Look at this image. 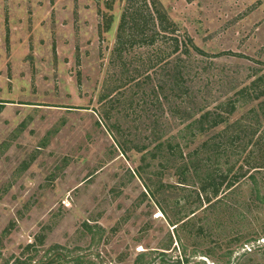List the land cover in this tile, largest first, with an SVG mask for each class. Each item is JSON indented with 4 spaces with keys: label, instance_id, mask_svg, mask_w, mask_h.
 Masks as SVG:
<instances>
[{
    "label": "rangeland",
    "instance_id": "1",
    "mask_svg": "<svg viewBox=\"0 0 264 264\" xmlns=\"http://www.w3.org/2000/svg\"><path fill=\"white\" fill-rule=\"evenodd\" d=\"M156 1L0 0V264H264V0Z\"/></svg>",
    "mask_w": 264,
    "mask_h": 264
},
{
    "label": "trees",
    "instance_id": "2",
    "mask_svg": "<svg viewBox=\"0 0 264 264\" xmlns=\"http://www.w3.org/2000/svg\"><path fill=\"white\" fill-rule=\"evenodd\" d=\"M152 2H153L152 4H153V7H155L156 12L160 16L163 17L164 15L162 13H159L160 8L158 7L157 1L152 0ZM177 52L178 51H174L173 53H177ZM185 52L189 55L191 54V51H185ZM199 52H201V51H199ZM181 80H182V78H181ZM178 85H179V90L181 93V89L183 87H185L184 86L185 82H183V87H181V83H179ZM176 87H177V85H176ZM249 91H251V89L248 90V87H245V88L239 90L237 93L238 97L244 98L246 96H249V97L259 98L260 95L250 94ZM183 94H187V92H185ZM237 102H238V100L234 101V99L232 98L231 100L228 101V104L226 105L225 110H224L225 104L222 103L220 105V108L218 107V109H216L214 111L208 110V111L200 114V117L198 119H195L189 127L187 126V128L192 130V129L196 128L195 126L197 123H200L202 127L206 126V130H208V129L210 130V129H215L216 127H218L221 124L226 123L227 120L229 122V116L237 110L236 109V103ZM262 104L264 105V101L262 102ZM1 106H3V105H1ZM1 109H2V107L0 108V111H1ZM223 110H224V112L227 113L228 117H225L226 115L224 116L222 114ZM218 111H220V112H218ZM254 112L255 111H252V113H254ZM184 114H188L187 110H185V109H184ZM191 116L192 115H190L189 118H192ZM242 121H243V119L241 121H237L234 124L229 125L230 128L228 127V148L235 150V152L237 150H239L240 148L245 149V147H246L245 144H246V138H247V136H246L247 125L246 126L243 125ZM248 132H251V131H248ZM258 143H259V141H258ZM258 143H257V146H258ZM255 153H257V151L252 150V155L254 157H255ZM251 158H252L251 155H249V160H251ZM261 168L264 169V165ZM241 177H242V175L239 177L238 176L232 177L230 183L228 184L229 188H232L233 186H235ZM252 178H254V181L257 184V179L255 178L254 175L252 176ZM83 230L85 233L91 235V238L93 239V241L96 240V238L98 236L99 237L104 236V229L102 227L97 226V225L92 226L88 222L84 223ZM34 245L35 244L29 245L24 250V254L33 250ZM91 249H93V247H91V245L87 248H83V247L69 248L67 246L56 244V245H53L50 248H48L44 254V257L38 261H34L32 258L22 256V257H15V260L13 262L7 261V264H97V262L94 260V258L95 257L101 258V255H100L99 251H92ZM150 254L151 253H149L148 251L142 252L141 254H139L137 256V258L134 261V264H155L157 262V260L163 262L160 264H164L167 261L166 257H165L166 253H164V252L161 253L158 257H152ZM0 255H1V253H0Z\"/></svg>",
    "mask_w": 264,
    "mask_h": 264
}]
</instances>
